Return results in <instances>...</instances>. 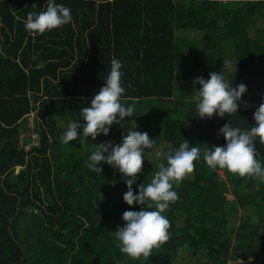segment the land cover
<instances>
[{
  "label": "trees",
  "instance_id": "1",
  "mask_svg": "<svg viewBox=\"0 0 264 264\" xmlns=\"http://www.w3.org/2000/svg\"><path fill=\"white\" fill-rule=\"evenodd\" d=\"M55 2L70 8L72 22L37 34L25 30L27 14L46 10L48 0H0V264H181L188 251L195 264H264V182L213 171L202 155L226 144L219 133L226 123L255 125L264 102V0ZM112 59L122 63L121 103L135 106L133 117L95 141L63 144ZM224 61L232 63L230 86L246 85L248 106L200 119L192 81L223 74ZM135 130L156 144L144 152L134 194L166 164L159 153L185 139L201 149L194 171L173 185L179 199L164 213L170 239L139 260L120 253L113 233L124 211L141 208L123 200L127 177L106 162L101 173L87 167L96 144H119ZM255 149L264 166V146L255 141Z\"/></svg>",
  "mask_w": 264,
  "mask_h": 264
},
{
  "label": "clouds",
  "instance_id": "2",
  "mask_svg": "<svg viewBox=\"0 0 264 264\" xmlns=\"http://www.w3.org/2000/svg\"><path fill=\"white\" fill-rule=\"evenodd\" d=\"M72 20L70 8L57 4L55 0H48L46 10L27 14L24 26L29 33L44 34L46 31L62 28ZM121 68L122 63L112 59L104 86L94 94L89 106L81 109L83 123L73 121L68 124L60 138L63 144L78 138L83 141L90 137L95 141L101 134L107 136L113 124L123 127L124 118L133 117L135 106L126 107L121 103L125 92L121 85ZM192 83L194 86L199 85L195 89L198 93L195 107L200 119H211L214 115L223 118L226 114L231 117L238 113L241 103H245L242 96L247 91L246 85L241 83L231 87L230 81L221 72H211L208 79L197 77ZM247 106L245 103V108ZM253 119L255 125L250 130H241L231 122L219 129L226 144L204 149L203 161L209 169L214 171L219 168L241 178L249 177L264 182V166L257 159L255 149V141L264 146V102L256 108ZM33 135L37 134H32L31 137ZM155 144L156 141L147 132L129 131L122 136L119 144H96L87 163V167L97 173L102 172L99 166L102 162L117 169L122 176L127 177L125 183L128 190L124 193L123 200L129 206H141L139 211H124L121 217L123 226H118L113 232L120 253L133 260L141 257L148 259L154 248L161 247L170 239L171 225L164 213L171 203L179 199L173 185H179L191 174L195 168L194 162L201 158V149L190 147L185 139L177 150L159 153L165 158L166 164H159V170L151 181L146 185L139 184V192L134 194L133 185L143 170L144 152L152 149Z\"/></svg>",
  "mask_w": 264,
  "mask_h": 264
},
{
  "label": "rangeland",
  "instance_id": "3",
  "mask_svg": "<svg viewBox=\"0 0 264 264\" xmlns=\"http://www.w3.org/2000/svg\"><path fill=\"white\" fill-rule=\"evenodd\" d=\"M184 61H185V59H184ZM224 66H225V69H224V71H223V75H225V76H227L228 74H230L231 72H232V63L231 62H227V63H225L224 64ZM183 91V90H182ZM181 91V92H182ZM180 93V91L178 90V88L176 89V93H175V96L176 97H178L179 94ZM254 94H255V92H251V93H248L247 94V99L249 100V99H252L253 97H254ZM176 100H178L177 98H175V99H173V100H168L167 102H166V105L167 106H173L174 104H175V101ZM242 105H243V103H242ZM33 115L34 114H31L30 115V118H32L33 117ZM30 122H31V124L30 125H33V122L31 121V119L29 120ZM159 136V134L158 133H156V136ZM160 137V136H159ZM22 139H23V137L21 138V142H22ZM28 149V148H27ZM161 150V149H160ZM159 150V147L158 146H156L155 148H154V151H160ZM19 170V169H18ZM17 170V171H18ZM180 260H181V264H195L196 263V258L195 257H193L192 256V253L191 252H182L181 253V255H180V258H179V262H180Z\"/></svg>",
  "mask_w": 264,
  "mask_h": 264
},
{
  "label": "built area",
  "instance_id": "4",
  "mask_svg": "<svg viewBox=\"0 0 264 264\" xmlns=\"http://www.w3.org/2000/svg\"><path fill=\"white\" fill-rule=\"evenodd\" d=\"M32 120V118H30ZM31 145L36 147L39 145V137L38 135H33L32 137V142H31ZM29 149V146H25V149L28 150ZM263 259H264V256H263Z\"/></svg>",
  "mask_w": 264,
  "mask_h": 264
},
{
  "label": "water",
  "instance_id": "5",
  "mask_svg": "<svg viewBox=\"0 0 264 264\" xmlns=\"http://www.w3.org/2000/svg\"><path fill=\"white\" fill-rule=\"evenodd\" d=\"M56 176V175H55Z\"/></svg>",
  "mask_w": 264,
  "mask_h": 264
}]
</instances>
